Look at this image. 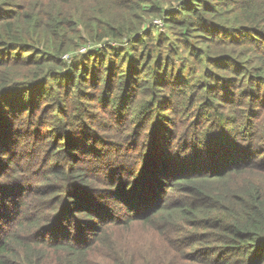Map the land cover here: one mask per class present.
I'll list each match as a JSON object with an SVG mask.
<instances>
[{"label": "trees", "instance_id": "1", "mask_svg": "<svg viewBox=\"0 0 264 264\" xmlns=\"http://www.w3.org/2000/svg\"><path fill=\"white\" fill-rule=\"evenodd\" d=\"M0 264H264V0H0Z\"/></svg>", "mask_w": 264, "mask_h": 264}, {"label": "built area", "instance_id": "2", "mask_svg": "<svg viewBox=\"0 0 264 264\" xmlns=\"http://www.w3.org/2000/svg\"><path fill=\"white\" fill-rule=\"evenodd\" d=\"M155 25H157V26H163V24H161V21H155V23H154ZM86 52V49H83L82 51H81V53H85Z\"/></svg>", "mask_w": 264, "mask_h": 264}, {"label": "rangeland", "instance_id": "3", "mask_svg": "<svg viewBox=\"0 0 264 264\" xmlns=\"http://www.w3.org/2000/svg\"><path fill=\"white\" fill-rule=\"evenodd\" d=\"M157 29L164 31V27L163 26H159V28H157Z\"/></svg>", "mask_w": 264, "mask_h": 264}]
</instances>
